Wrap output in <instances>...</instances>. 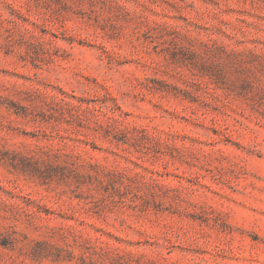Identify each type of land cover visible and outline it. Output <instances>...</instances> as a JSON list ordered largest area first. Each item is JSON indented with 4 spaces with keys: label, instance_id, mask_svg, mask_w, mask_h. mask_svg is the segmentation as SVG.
<instances>
[{
    "label": "rangeland",
    "instance_id": "rangeland-1",
    "mask_svg": "<svg viewBox=\"0 0 264 264\" xmlns=\"http://www.w3.org/2000/svg\"><path fill=\"white\" fill-rule=\"evenodd\" d=\"M0 264H264V0H0Z\"/></svg>",
    "mask_w": 264,
    "mask_h": 264
}]
</instances>
